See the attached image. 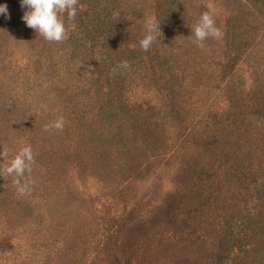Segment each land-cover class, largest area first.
<instances>
[{
    "label": "rangeland",
    "instance_id": "obj_1",
    "mask_svg": "<svg viewBox=\"0 0 264 264\" xmlns=\"http://www.w3.org/2000/svg\"><path fill=\"white\" fill-rule=\"evenodd\" d=\"M0 3L8 8L7 19L0 15V169L25 144L39 161L17 178L28 183L23 194L14 175L0 173V264H206L222 239L233 245L227 264H264V179L244 222L234 211L229 226L215 203L243 204L253 177L245 171L242 180L234 157L249 141L230 135L252 132L255 156L264 155V0L232 9L228 0H78L61 42L27 27L19 0ZM209 5L221 34L200 47L191 30ZM169 8L178 11L174 24ZM152 19L159 29L144 51L138 42ZM115 20L117 43L106 49L109 35L97 27ZM121 61L129 68H117ZM102 104L114 109L110 121ZM224 114L231 127L216 121ZM127 116L152 124L138 131L128 122L126 154L111 141ZM60 117L62 130H44ZM106 147L111 166L93 150ZM200 186L215 207L207 191H192Z\"/></svg>",
    "mask_w": 264,
    "mask_h": 264
},
{
    "label": "trees",
    "instance_id": "obj_2",
    "mask_svg": "<svg viewBox=\"0 0 264 264\" xmlns=\"http://www.w3.org/2000/svg\"><path fill=\"white\" fill-rule=\"evenodd\" d=\"M228 1L230 3V9H232L234 7H231V6H233L236 3H241L244 0H228ZM246 1L247 0H245V2ZM240 7H241V5H239L237 7V9L234 12H232V13H234V14L237 13V11L241 10ZM102 10H103L102 11L103 14L110 15L111 17L113 16L114 9L106 8V9H102ZM97 13L101 14L99 11ZM177 13H178V11H176V9L169 8L166 11H164V16H165L166 19L170 20V24H171L172 21H173V24H174L175 23L174 22L175 15H177ZM109 20H110V18H109ZM260 20H262V18H260ZM262 21L264 22V19ZM113 24H114L115 27H113V25L111 23H107V22H105L103 25L100 24L102 26L101 28L97 27V29L99 30L98 32L99 33H103V37L104 38L106 37L107 34L109 35L107 40H106V42H105L106 43V47H105L106 49L110 48L111 44L117 43L116 42V37L118 35V32L116 33V31H117V26L118 25H117L116 20H115V23H113ZM252 30H254V31H248L249 34H254L255 31L258 34L257 26L256 27L252 26ZM115 33H116V35H115ZM252 37L254 38L255 35L252 36ZM230 38H232L231 35H230ZM237 100L238 101H236V102H239V99H237ZM103 103H105V102H103ZM260 105L264 109V103L263 104H258L257 108L258 107L261 108ZM235 106L236 105H234L233 108H236ZM100 108L102 110L101 111V115H102L101 117L103 119H105L107 121H110L111 118H114V114H113L114 113V109H108L107 107L104 106V104L100 105ZM263 109H261V110L264 112ZM142 111H143V109L138 111L140 113V115L142 114L141 113ZM138 112H135V113H138ZM117 116L119 117V113H117ZM142 116H143V118H146L145 114H142ZM228 116L229 115L224 114V118H223L222 115L220 117L217 116L215 118H216V121L219 122V124L226 123V124H228L230 126V123H232V120L230 118H228ZM141 119L142 118L139 117L135 121V119H132L131 117L127 116L126 119L120 120L119 123H118V127L120 128V132L121 133L118 136V138L115 139V141H111L109 139V141L112 142V145H113V143L114 144H120V146L122 145L124 147V150L126 151V154L129 151H132V148L134 147V145H128L129 135H128V133H126L125 128H126V125H128V122H131L134 125H137V130L138 131L139 130L142 131L143 128H144V130H146L152 124V123H149L150 122L149 120H144L143 121ZM145 124H146V126H144ZM257 126L258 125H255V128ZM260 129H261V126L260 127L258 126V128H256V132L255 133H256V135L258 137H260L262 139V133H261L262 130H260ZM230 136H231V138L233 139L234 142L239 141L241 139L244 140V142L249 141V143L247 145V148H245V149L242 148V147L241 148H237V151H236L237 153L235 154L234 157L238 158V160L241 158L239 161L242 162V167L244 169V171L242 170V172H243L242 180L246 179V176L244 177V174H247L245 171H251L250 174L253 176L250 179L245 180L244 183H243V186H246V187L248 186L247 189L245 190L246 191L245 192V197H244L245 198V202L243 204L240 201H238L237 199H232L231 201H230L229 198H228L229 200L224 199V198L219 199V200H215L216 201L215 203L218 204V206L221 208V210L224 209V211H226V213H224L225 214L224 218L228 222V225L229 226H233V225H235V219H234V217L232 215H230V213H233L234 211H238L240 213L239 215H240V219H242L241 220L242 222H244L245 218L249 215L248 210H247V207H248L247 204L250 203V201L255 200V197H253V195L255 194L254 193V187L255 188L257 187L256 179H258L260 177L264 179V155L260 153V155L258 157L255 156V152L256 151L260 152V149H259V147L255 146L256 139L254 141V137L252 135V132H251L250 135H249V133L247 134L246 132H244V133L240 132V133H237L236 135H230ZM147 138H148V136H147ZM249 138H250V140H249ZM150 141H151V143L147 142V141H144L142 143L143 146H144L143 148H149L148 146L151 145V144H155L157 142V139L153 140L151 138ZM134 142L136 143V141H134ZM227 142H230L229 139H227ZM90 146H91V144H90ZM135 146H136V144H135ZM93 150L95 151L94 153H96L99 158L103 159L104 163H107L108 165L111 166L112 158L109 156L111 151L107 147L105 149H101V150H96L94 148ZM256 158H257V161L255 163V159ZM238 160H236V161H238ZM252 160H254V161H252ZM33 162L36 163V162H39V161L33 158V161L31 162V165H33ZM217 171L219 172V170H217ZM221 174L224 177L226 176L225 179H223V181H228L230 179V178L227 177V173H224L223 171H221ZM232 183H235V182L232 181ZM249 188H251V189H249ZM241 189H242V191H244L242 187H241ZM192 191H198L199 194H202L204 191H207L209 193V191L207 189H205L204 186H200V187H198L196 189H193ZM250 192L253 195H251ZM250 195H251L252 199L248 200V198H250ZM212 196L213 195L210 194L208 202H209V205L211 207H215L214 205H216V204H213L214 203V199L211 198ZM239 199H242L241 194L239 196ZM233 200H235V201H233ZM225 201H229V202L227 204H224L223 202H225ZM236 205L238 206L237 209L235 208ZM218 206H216V207H218ZM217 242H218L217 243L218 245H216L217 249H215L213 254H211L209 256L206 255V256H208L206 264H227V262H229L231 260V256H232V252H233V245H231L230 240L229 239H222V240H217ZM113 250L115 252H118L116 254L117 258H120V261H122L120 251H118V249L115 248V247H113ZM108 252H109V255L111 254V257H112V252L113 251L111 249H109ZM130 264H141V263H139V262H137V263L131 262Z\"/></svg>",
    "mask_w": 264,
    "mask_h": 264
},
{
    "label": "clouds",
    "instance_id": "obj_3",
    "mask_svg": "<svg viewBox=\"0 0 264 264\" xmlns=\"http://www.w3.org/2000/svg\"><path fill=\"white\" fill-rule=\"evenodd\" d=\"M20 7L24 9L21 20L25 25L33 29L42 36L46 41L61 42L67 39V30L65 28V14L69 21L73 20L77 15L78 0H19ZM215 9L209 5L208 11L200 14L198 21L192 26V36L194 42L198 46L203 47V41L211 37H219L220 30L216 27L213 14ZM0 15L5 19L8 18V8L6 4L0 3ZM119 12H114L116 17ZM159 22L155 19L146 23L145 31L139 40V47L147 51L156 39V31L159 29ZM117 68L128 69L127 61H121ZM116 69H112L115 72ZM49 128L62 130L63 117H60L49 124L44 125V130ZM6 153H0V156ZM33 161V153L30 145L22 146L14 157L11 158L7 166L0 169V173L14 175L13 183L17 186V190L23 194L29 191L28 183H21L26 172H30L31 162Z\"/></svg>",
    "mask_w": 264,
    "mask_h": 264
}]
</instances>
